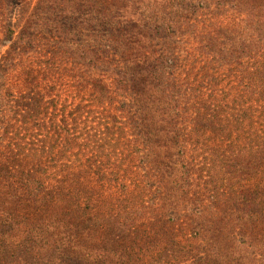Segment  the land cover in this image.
Segmentation results:
<instances>
[{
    "label": "trees",
    "instance_id": "16d2710c",
    "mask_svg": "<svg viewBox=\"0 0 264 264\" xmlns=\"http://www.w3.org/2000/svg\"><path fill=\"white\" fill-rule=\"evenodd\" d=\"M212 5L245 18L231 28L203 24L195 49L203 80L184 85L175 76L174 38L197 31ZM4 29L10 48L0 59V193L14 201L0 216V264L24 221L20 248L52 245L75 260L71 250L84 246L82 235L102 229L99 200L113 183L123 197L122 222L110 219L108 246L92 247L99 255L93 264L119 249L130 261L138 241L154 240L136 224L149 209L132 167L139 155L163 188L157 195L168 205L172 258L179 257L172 248L201 239L205 256H192L198 264H264V0H38L26 19ZM37 32L55 51L11 75L17 56L44 45ZM91 69L110 72L115 89L87 76ZM190 152L197 154L192 165ZM25 207L47 222L20 218ZM182 211L189 223L182 222L180 238Z\"/></svg>",
    "mask_w": 264,
    "mask_h": 264
},
{
    "label": "rangeland",
    "instance_id": "374dc122",
    "mask_svg": "<svg viewBox=\"0 0 264 264\" xmlns=\"http://www.w3.org/2000/svg\"><path fill=\"white\" fill-rule=\"evenodd\" d=\"M3 4L0 5V59L4 56L7 50H9L10 46L9 43L5 40V33L6 30L4 29L5 26H13L15 23H17L20 19H26L28 15L30 14L31 10L34 8L38 0H2ZM222 15L217 10V8L212 5L209 7V9L206 10L204 13V16H200V22H198V30L195 32L185 33L184 35H177L176 38H174V44L177 46V58H178V64H180L179 68L177 69V72L175 74L177 80L185 85L186 81H189L192 86L197 87L200 85L201 81L203 80L202 73H199V68L202 66L204 62L200 64V59H198L199 55L195 52V49L199 46L198 39L199 36L202 34L203 31V24H206L208 26L211 23H218L219 21H223L224 27L231 28L235 24V22L238 21V19L243 20L245 18L244 15H241L236 9H228L227 7L222 10ZM33 33H35L33 31ZM37 43L41 42L37 49L33 50L32 52L23 53L19 56H17L16 65H13L10 67V74H19L23 72L26 68H28L33 62H35L36 65H38L39 62L48 60L51 56L50 52L55 51L56 47H52L50 44H46V37H43L44 32H37ZM35 35V34H34ZM46 36V34H45ZM10 38H18V33H16L14 36ZM46 44V45H45ZM210 58V57H209ZM196 59L198 61L196 62ZM212 59V58H210ZM193 65V66H192ZM40 66V64L38 65ZM37 66H34L36 68ZM225 69L220 71V74H225ZM87 76H93L96 78H102L104 79V82H107L109 85L112 84V74L110 72L105 73L103 70H97V69H91L87 72ZM223 78V77H222ZM229 82L228 79L224 80L222 82V85ZM112 89H115V86L111 85ZM185 89V86H183V89ZM188 95L192 98L194 96V93L189 89L187 90ZM182 103L186 102L185 94L182 91L181 95ZM142 154V153H141ZM193 156V152H190L188 163L189 165H192L190 162L195 161L193 159H196ZM204 156H200L197 158V161L203 160ZM137 166L139 168H137ZM145 164L142 163V155H139L136 157V160L132 163L133 171L138 170V176L140 181V186L144 184V187L147 189V197H146V206L149 208L147 211H143V214L141 215L140 219L137 220L136 224L141 227L142 231L146 230L147 236H149L150 239H154L152 242L144 241L140 242L138 241L137 244L134 245V250H131V254L129 256V260H126L125 258H122L124 255V252L122 253L121 249H119V253L115 256V258H109L102 260L105 262V264H198L200 263L198 258L205 256V252L202 249H205V243L202 242L200 239L199 241H193L195 244L194 246L185 245V242H183V251L178 248H172L175 250V254H177L178 258H172L171 255L167 250L166 247L168 244L165 240V233L167 232L169 226V216L164 217V211L166 208H168V205H165L163 203L160 195H157L162 186L158 183L159 177L156 176L154 170L150 171V168L144 167ZM137 168V169H136ZM198 175V174H197ZM196 175V177H197ZM195 190L198 189V181L194 183ZM115 183L112 185V189L106 190L103 192L102 198L99 200V208H100V224L102 225V229H100L99 233H97L95 236L92 233L84 234L82 236H85L84 240V246L77 245L72 250V256H77L75 260H68L64 259L63 255L60 254V251H57L55 247L52 245H35L34 248L31 250V248L26 246V243L24 246L20 248L18 245V242L21 241V238H25L27 234H25L28 230L27 221H24L21 225V231L19 235L16 237V239L8 240V253L7 260L4 261V264H93V260L99 255L95 252L96 250H92V247L95 245H99L102 247L108 246V237L109 235V226L108 223L111 218L115 219L116 221L119 219V204L122 202L123 197H120L118 192V187H115ZM3 189V186H0V190ZM132 189L135 190V187L132 186ZM163 189V188H162ZM194 190V191H195ZM204 195L202 196L204 202L206 204H209L211 194L205 190H202ZM133 197V194L129 196L131 199ZM193 197V194L191 195ZM13 198L8 197L4 194L0 193V216L8 208L11 203L13 202ZM198 204V203H197ZM26 208V207H25ZM29 211H32L31 209H28ZM27 208L21 209L19 214L20 218H23L24 216H33V220L30 219L31 224H42L45 220H43L40 216H34L32 214L28 213ZM185 211H182L177 219V225H176V233L178 234V237L182 238V236H185L183 232V228H185V223L182 222H188L187 217H185ZM156 214V215H154ZM112 216V217H111ZM153 216H157L159 221L155 220V223H153ZM165 218V222L160 221ZM156 219V218H155ZM121 222L122 220L119 219ZM47 222V221H45ZM153 223V224H151ZM167 223V225H166ZM181 224H184V226H181ZM189 233L186 232V234ZM25 234V235H24ZM189 235H187L188 237ZM147 244H144L146 243ZM125 244H129V242H126ZM131 245V244H130ZM129 246V245H125ZM185 246V247H184ZM188 246V247H187ZM77 247V248H76ZM107 252V250H104ZM118 251V249H117ZM1 253V252H0ZM5 254V253H2ZM102 254V253H101ZM122 254V256H121ZM174 254V253H173ZM199 256L198 258H193L192 256Z\"/></svg>",
    "mask_w": 264,
    "mask_h": 264
}]
</instances>
